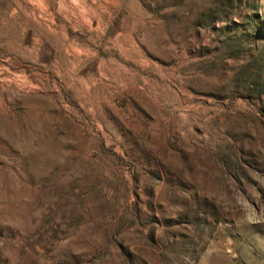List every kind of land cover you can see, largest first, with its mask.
<instances>
[{
	"label": "rangeland",
	"instance_id": "obj_1",
	"mask_svg": "<svg viewBox=\"0 0 264 264\" xmlns=\"http://www.w3.org/2000/svg\"><path fill=\"white\" fill-rule=\"evenodd\" d=\"M0 0V264H264V0Z\"/></svg>",
	"mask_w": 264,
	"mask_h": 264
},
{
	"label": "trees",
	"instance_id": "obj_2",
	"mask_svg": "<svg viewBox=\"0 0 264 264\" xmlns=\"http://www.w3.org/2000/svg\"><path fill=\"white\" fill-rule=\"evenodd\" d=\"M243 2L244 0H215L212 8L202 12L200 19L204 23H208L211 18L218 19L222 15L233 14Z\"/></svg>",
	"mask_w": 264,
	"mask_h": 264
}]
</instances>
